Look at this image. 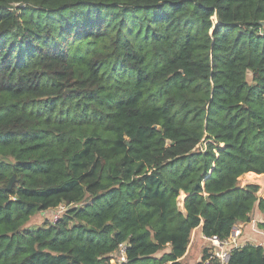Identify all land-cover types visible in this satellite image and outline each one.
<instances>
[{
  "label": "trees",
  "instance_id": "trees-1",
  "mask_svg": "<svg viewBox=\"0 0 264 264\" xmlns=\"http://www.w3.org/2000/svg\"><path fill=\"white\" fill-rule=\"evenodd\" d=\"M259 22L264 0H0V264H112L122 243L121 264H179L199 227L224 241L257 212L264 232L238 185L264 175Z\"/></svg>",
  "mask_w": 264,
  "mask_h": 264
},
{
  "label": "rangeland",
  "instance_id": "rangeland-1",
  "mask_svg": "<svg viewBox=\"0 0 264 264\" xmlns=\"http://www.w3.org/2000/svg\"><path fill=\"white\" fill-rule=\"evenodd\" d=\"M206 141H203L202 144L198 146L199 149H204ZM258 176L259 180L264 179V175H256ZM263 178V179H262ZM258 179H249L243 175L242 177L239 178L238 180V185L240 187H244L245 185L248 184H253L257 185L259 187V191L257 192V196L262 197L264 195V187L259 186ZM184 198V194H181L180 199H179V208L181 211H183V205L182 201ZM66 208L65 207H59L54 210H50L47 212L39 213L36 214L34 217L30 219V221L26 224L27 228L35 229L40 226H42L45 222H50L54 221V219L57 217V219L65 212ZM250 220H253L254 223L251 225V227L243 228L242 229V236H241V245H256L260 244L262 241H254V230L258 227L260 224L259 221L263 219V216H256V215H250ZM238 225V224H237ZM254 229V230H253ZM192 241L191 247L189 249V252L187 253L186 259L182 260L179 264H196L199 261L200 254L203 248H209V243L208 241H204L200 238V235L198 232H192L191 238H190V243ZM252 241V242H251ZM189 243V244H190ZM113 263V262H112Z\"/></svg>",
  "mask_w": 264,
  "mask_h": 264
},
{
  "label": "built area",
  "instance_id": "built-area-1",
  "mask_svg": "<svg viewBox=\"0 0 264 264\" xmlns=\"http://www.w3.org/2000/svg\"><path fill=\"white\" fill-rule=\"evenodd\" d=\"M57 217L54 219L56 220ZM244 223L236 224L230 236L224 240L220 241L216 237L205 238L209 243V250L213 257L217 258L221 264H227L229 253L236 248L242 247L239 242L240 237L242 236V229L244 227ZM254 230V229H253ZM254 232L262 238V242L260 244H256L255 246H260L264 248V232L260 230H254ZM126 243H122L118 246L116 252L113 254L111 259L112 264H121L126 262Z\"/></svg>",
  "mask_w": 264,
  "mask_h": 264
},
{
  "label": "crops",
  "instance_id": "crops-1",
  "mask_svg": "<svg viewBox=\"0 0 264 264\" xmlns=\"http://www.w3.org/2000/svg\"><path fill=\"white\" fill-rule=\"evenodd\" d=\"M262 197H264V195H263ZM253 214L256 215V216H262V214L257 213V212H253L252 215H253ZM250 219H251V218H250ZM262 222H263V219H262L261 221H259V223H262ZM253 223H254V221H253V220H250L249 223H244V224H243V225H244L243 228H247L248 226L251 227V225H252ZM251 228H252V227H251ZM256 230H258V228H256ZM194 232H198V234L200 235V238H201L202 240L206 241L205 238H204V237L202 236V234H201V228H200V227H199L198 229H195ZM254 238H255L254 241H262V238H261L259 235H257L256 233H254ZM240 240H241V237H240V239H239V242H241ZM251 242H252V241H251ZM191 244H192V241H191V243L188 245L187 251H186L185 255L180 259V261L186 259V257H187V253L189 252V249H190V247H191Z\"/></svg>",
  "mask_w": 264,
  "mask_h": 264
},
{
  "label": "bare ground",
  "instance_id": "bare-ground-1",
  "mask_svg": "<svg viewBox=\"0 0 264 264\" xmlns=\"http://www.w3.org/2000/svg\"><path fill=\"white\" fill-rule=\"evenodd\" d=\"M245 177L249 178V179H258L259 177L256 176L255 174L253 173H248V174H245ZM263 179V178H262ZM258 182H259V186L261 187H264V179L263 180H259L258 179Z\"/></svg>",
  "mask_w": 264,
  "mask_h": 264
},
{
  "label": "water",
  "instance_id": "water-1",
  "mask_svg": "<svg viewBox=\"0 0 264 264\" xmlns=\"http://www.w3.org/2000/svg\"><path fill=\"white\" fill-rule=\"evenodd\" d=\"M259 25L262 26V27H264V22H259ZM12 182H13V178H12L11 181H10V185H11ZM10 185H9V186H10Z\"/></svg>",
  "mask_w": 264,
  "mask_h": 264
}]
</instances>
